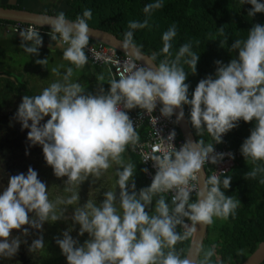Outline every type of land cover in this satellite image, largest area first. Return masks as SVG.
<instances>
[{
  "label": "clouds",
  "instance_id": "obj_1",
  "mask_svg": "<svg viewBox=\"0 0 264 264\" xmlns=\"http://www.w3.org/2000/svg\"><path fill=\"white\" fill-rule=\"evenodd\" d=\"M241 4L252 6L248 17L264 13V3L259 0H241ZM162 7V0H156L146 5L144 12ZM91 18L90 9L74 21L61 11L49 24L50 39L67 45L63 59L76 68L88 63L85 50L90 41L87 21ZM145 27L147 19L130 21L123 47L135 49L132 30ZM219 31L223 34V27ZM18 32L23 51L39 56L43 46L40 31L30 27ZM176 35L175 24L163 33V53L171 55L170 42ZM230 50L235 56L229 63L216 61L215 76L201 79L191 94L186 83L188 73L180 61L184 58L195 75L200 55L187 42L174 60L166 58L154 67L126 62L119 79H112L107 91L103 87L95 93L86 91L82 83L71 79L73 67H68L61 79L39 94L24 95L15 120L22 130H28L30 145L42 147L53 174L67 178L63 190L71 195L51 200L47 184L32 167L26 174L9 176L6 187L0 189V258H14L21 244L27 243L21 238L28 237L30 229L41 234L32 240L28 251L44 250V224L71 219L73 226L61 233L62 238H55L67 264H212L215 246L204 250L196 245L185 252L177 245L193 238L195 225L235 217L241 203L225 195L232 183L227 173L213 172L202 187L197 181L206 164L218 165L224 159L225 154L217 153L215 145L222 143V137L240 121L254 122L240 147L244 159L254 165L246 178L264 177V25L253 24L247 37L235 39ZM35 63L46 68L49 60L37 59ZM51 71L61 76L58 68ZM184 105L191 108L190 122L196 133L207 131L215 144L187 139L177 149L174 131L166 139L161 137L163 152L142 162L151 161L155 175L150 186L137 191L136 165L124 163L129 146L134 149L139 141L136 122L129 112L140 109L152 114L159 106L161 117L171 120L175 115L178 123L184 117ZM227 155L234 159L232 153ZM114 164L118 188L104 192L99 203L88 199L81 206L80 186L89 180L93 184ZM142 171L147 173L148 169ZM260 183L264 184V178ZM165 194H170V201ZM69 207L74 209L70 217L66 215ZM75 225H79L78 236H88L82 244L71 235Z\"/></svg>",
  "mask_w": 264,
  "mask_h": 264
},
{
  "label": "trees",
  "instance_id": "obj_2",
  "mask_svg": "<svg viewBox=\"0 0 264 264\" xmlns=\"http://www.w3.org/2000/svg\"><path fill=\"white\" fill-rule=\"evenodd\" d=\"M154 2L156 0H68L69 8L65 15L74 21L76 17L82 16L85 9H90L92 18L87 21L90 27L110 32L123 40L125 33L130 31L128 28L130 21L143 22L147 19L148 27L132 30L133 42L142 53L151 57L155 54L157 64L166 58L174 60L179 48L191 42L192 50L200 55L196 74H192L190 66L184 63V58L180 61V65L188 73L186 83L190 85L189 94L194 91L201 79L209 75L215 76L216 61L227 64L235 56V52L230 50L235 39H245L253 24L264 25V13H258L253 18L248 17L247 13L252 6L241 4V0H162L161 9L146 14L145 6ZM259 2L264 3V0ZM0 6L23 9L22 6L11 4ZM45 13L58 14L51 10ZM6 23L14 22L0 20L1 25ZM173 24L177 27V35L170 42L171 55L169 56L162 51V36ZM221 27L224 29L223 34L219 31ZM46 30L51 29L46 28ZM90 42L96 43L91 40ZM110 81L101 84L105 91L108 90ZM27 84L15 86L10 79L0 80V171L4 170L0 172V189L6 187L9 176L18 173L26 174L28 168L32 167L41 174L40 180L47 184L51 200L57 197L66 198L71 193L63 190L65 187L63 180L57 181L52 168L42 158V147L31 146L27 140L28 130H22L21 124L15 120L22 97L35 95V87L29 89ZM183 108L193 128L190 122L191 108L189 105H184ZM253 127L254 122L240 121L238 127L227 133L228 148L234 150L240 148ZM193 131L197 140L202 139L205 142L210 137V134L206 132L198 135L195 129ZM19 159L20 162L17 163L16 160ZM125 160L127 163L136 165L134 175L136 190L150 186L142 171L144 168L140 158L127 150L124 155ZM253 167L254 165L243 157L227 174L231 177L232 183L225 195L237 198L241 205L236 210L235 217L229 216L219 228H216L215 218L214 223L209 225L204 250L215 246V255L211 258L212 264H242L264 241V184L260 183L264 177L246 178V174ZM223 178L224 176L221 180ZM95 182L93 184L91 180L84 182L80 186L79 195L87 189L88 185H95ZM85 183H87L86 186ZM56 188L57 193H55ZM221 190H224L222 185ZM104 192L106 191L101 190L93 193L92 199L97 203L101 202ZM192 199L195 200L196 196H192ZM153 203H155V197ZM69 209L73 208L69 207ZM68 224L70 223L66 221L45 223L43 226L45 249L35 252H29L28 248L32 240L41 233L30 229V235L21 238L26 239L27 243L21 244L17 255L12 259L0 258V264H67L66 257L62 255L55 238H62L61 233L68 229ZM215 230L218 232L217 235H214ZM13 235H20V233L13 232ZM77 239L82 244L88 236L85 234L84 237ZM191 242L192 239L185 241L178 244L177 248H183L187 252Z\"/></svg>",
  "mask_w": 264,
  "mask_h": 264
},
{
  "label": "built area",
  "instance_id": "obj_3",
  "mask_svg": "<svg viewBox=\"0 0 264 264\" xmlns=\"http://www.w3.org/2000/svg\"><path fill=\"white\" fill-rule=\"evenodd\" d=\"M3 25L8 26L11 31L17 35H19L18 30L28 29L32 27L40 31L41 36H45L50 39L48 33L51 30H46V28L18 22L6 23L2 25L0 24V27ZM53 42L61 45L62 47H67V45H62L59 41ZM85 51L88 59L93 66L105 67L108 70L111 80L114 78L119 79L123 71V66L126 62H134L136 64H140V62H138L132 56L123 54L113 47L101 43H91L89 41L88 48ZM129 115L133 119V121L136 122V130L139 134V141L134 149L133 146H129L128 150L133 155L140 158L141 164L143 165L144 169H148L147 173L144 172V176L146 181L151 184V180L155 175L156 169L153 168L151 161H148L147 163L142 162L145 159H148L150 156L158 155L163 152L164 145L161 137L166 139L168 135L174 131L176 134L174 145L177 149H179L180 145L185 142V139L180 136L178 124L175 117L173 116L171 120L161 117L159 106L152 114L144 113L140 109H134L129 112ZM153 117H156L157 121ZM204 132L208 133L207 131ZM222 141V143L215 145V151L217 153H224L225 157L218 165H212L210 163L205 165L208 176L212 175L213 172H225L228 174L238 165V161L243 158L240 152V148L235 150L228 148L227 134L222 137ZM205 143L215 144V140L213 139L211 134L210 137L205 140ZM228 153H232L234 155V159H229L227 155ZM165 196L170 200V194H165ZM192 196H196L195 192L192 194Z\"/></svg>",
  "mask_w": 264,
  "mask_h": 264
},
{
  "label": "crops",
  "instance_id": "obj_4",
  "mask_svg": "<svg viewBox=\"0 0 264 264\" xmlns=\"http://www.w3.org/2000/svg\"><path fill=\"white\" fill-rule=\"evenodd\" d=\"M39 1H41L39 3ZM67 1L65 3L59 2V0H54L52 6L42 5V0H0V5H17L22 6L23 9L45 13L48 10L55 11L57 13L68 11ZM43 38V46L39 50V55L47 58V55L51 56V61H54L56 56H60L63 58V51L65 47L56 44L55 42L51 41L49 38L42 36ZM21 40L19 35H15L8 26H1L0 27V80L10 79L15 86L23 85V83H28L27 86L29 89L34 87L29 86L31 80L34 77H39L38 73H42V69H36L33 65L29 64L28 62L24 63L23 61H18V57H32L29 54L25 53L23 49L20 47ZM50 45V47H49ZM37 59H42L36 57ZM31 68H35L33 71ZM83 71V78L85 76L90 78L91 83L93 84V88L100 89L101 84L103 82V77L111 80L108 70L105 67H96L93 66L90 60L88 59V63L81 68ZM106 81V82H107ZM42 84L37 82L35 90L39 93V89L42 88ZM37 88V89H36ZM35 95L37 93L35 92Z\"/></svg>",
  "mask_w": 264,
  "mask_h": 264
},
{
  "label": "water",
  "instance_id": "obj_5",
  "mask_svg": "<svg viewBox=\"0 0 264 264\" xmlns=\"http://www.w3.org/2000/svg\"><path fill=\"white\" fill-rule=\"evenodd\" d=\"M56 15H50L47 13H40L29 11L26 9H17V8H7L4 6H0V20L9 21V22H18L23 24H32L42 28L51 29L50 23L51 18H54ZM70 20V19H69ZM90 40L96 43L105 44L107 46L113 47L114 49L120 51L123 54L130 55L138 62L142 63L147 67H154L153 65H158L155 60L152 59L151 56L142 53L139 48L136 46L135 49L133 48H124L123 47V39L118 38L116 35L101 30L90 27ZM177 113L180 111L179 109L176 110ZM184 117L181 121H179L178 129L180 135L185 139H192L196 141L197 138L195 133L186 117L185 110L183 108ZM175 119L176 116L174 115ZM208 174L206 168L201 171L199 174V181L198 185L201 187L203 186L204 181L206 180ZM209 225H195V231L193 234L191 246L194 248L196 245H200L204 249L205 240L208 235ZM242 264H264V241L261 242L257 249L242 263Z\"/></svg>",
  "mask_w": 264,
  "mask_h": 264
},
{
  "label": "rangeland",
  "instance_id": "obj_6",
  "mask_svg": "<svg viewBox=\"0 0 264 264\" xmlns=\"http://www.w3.org/2000/svg\"><path fill=\"white\" fill-rule=\"evenodd\" d=\"M66 0H59V2H63L65 3ZM41 1H39L40 3ZM54 3V0H42V5H48V6H52ZM41 4V3H40ZM36 57H39V58H42L43 59V56L42 55H39V56H32V57H24L22 58V56H19L18 57V61H23L24 63L28 62L29 64H34L33 66L36 68V69H42L43 72L42 73H38L39 74V77H34L32 80H31V83L29 84V86L31 87H36L37 85V82H40L43 86L42 88L39 89V93L45 88L47 87L49 84H51L52 82L58 80V79H61L63 74L66 72V69L68 67H73V76H72V80L75 82V81H79L80 83L83 84V86L85 87L86 91L88 92H93L95 93L96 91H98L99 89H96V88H93V84L91 83V80L90 78H88L87 76H85V79L83 78V71L81 68H76L74 65H71L68 61H65L63 58H61L60 56H56V58L54 59V61H51V56L50 55H47V58L49 60V63L48 65L45 67L41 66V65H38L35 63V61L37 60ZM61 65L63 67H61ZM58 68L59 69V72L61 73V76H57L56 74L52 73L51 69L52 68ZM35 68H31V70H28V71H33ZM103 79V82H106L107 81V78H105V76L102 78ZM4 86L6 84H3ZM37 89V88H36ZM35 92L37 94H39L36 90ZM48 118H45V121H42V123L46 122ZM125 155V154H124ZM44 158V156L42 157ZM17 163L20 162V159L19 160H16ZM124 163H127V161L125 160ZM116 168L117 166L114 164L112 168H110L109 170H107V172L101 176L100 178L96 179L95 181V185H88L87 189H85L84 191L81 192V195L80 198L81 200L79 201V204L82 206L84 203L87 202L88 199H92L93 198V193L95 192H100L101 190H104V191H107L106 189H110V190H115L116 188H118V185L116 184V181L118 179V177L116 176ZM34 170H36L35 168H33ZM4 170L0 171V172H3ZM39 175V179H40V176L41 174L38 173ZM58 180L57 181H60V180H63V182L67 179L66 177L64 178H57ZM49 183V182H47ZM87 185V183H85V186ZM57 188H56V191L55 193H57ZM119 190L117 189V192ZM93 200V199H92ZM74 211V209H68L66 215L67 216H71L72 215V212ZM216 228H219L220 226H222L226 220H223V219H216ZM66 222L70 223L68 224V227H72L73 226V222L71 219H68ZM78 232H79V225H75L74 226V230L73 232L71 233V235L73 236V238H80V236H78ZM217 230L214 231V235H217L218 232ZM85 236V235H84ZM82 236V237H84Z\"/></svg>",
  "mask_w": 264,
  "mask_h": 264
}]
</instances>
